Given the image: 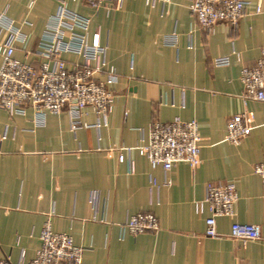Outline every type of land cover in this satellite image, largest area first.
<instances>
[{
    "label": "crops",
    "instance_id": "0c3cea01",
    "mask_svg": "<svg viewBox=\"0 0 264 264\" xmlns=\"http://www.w3.org/2000/svg\"><path fill=\"white\" fill-rule=\"evenodd\" d=\"M243 1L237 28L220 23L210 34L196 26L189 0H111L97 9L67 0L89 19L88 39L98 34L103 60L115 70L112 106L105 117L87 110L77 129L65 111L41 124L31 108L0 111V261H31L47 222L82 248L83 264H264V188L253 172L264 164V103L244 101L240 82L241 69L264 49V0ZM61 12L56 0H0V14L26 37L13 58L37 67L32 52ZM7 38L0 32V43ZM219 58L228 64L215 66ZM246 112L249 133L232 145L227 120ZM174 118L197 123L194 172L184 163L152 168L139 152L153 121ZM210 183L232 184L238 197L234 216L216 219L222 238L204 235L209 211L196 209ZM137 213L154 215L158 231H123ZM233 223L258 226L261 238L226 237Z\"/></svg>",
    "mask_w": 264,
    "mask_h": 264
},
{
    "label": "built area",
    "instance_id": "2783aa9c",
    "mask_svg": "<svg viewBox=\"0 0 264 264\" xmlns=\"http://www.w3.org/2000/svg\"><path fill=\"white\" fill-rule=\"evenodd\" d=\"M62 6L59 17L51 18L38 39L32 52L40 59L37 67L13 58L15 43H23L26 37L13 21L0 14V32L8 34L0 43V111L22 114L24 108H31L38 123L44 121L46 114L57 115L65 111L71 120V128L84 126L82 116L87 110L99 117H105L112 106L111 86L116 82L114 68L106 66L105 48L99 43L98 34L88 39L89 19L67 8V0H56ZM84 5L97 9L105 1L80 0ZM156 0H146L153 5ZM243 0H189L188 10L196 26L213 33L220 23L228 24L235 30L244 17ZM256 8L255 13H261ZM67 54L82 59V64H66L62 55ZM227 58L214 60L215 66H226ZM104 78L98 75L103 72ZM241 98L244 101L264 103V49L252 66L240 71ZM252 117L242 113L230 117L226 123V140L239 145L249 133ZM197 123L178 118L162 123L153 121L148 144L140 148L152 168L160 167L169 171L178 163L189 166L192 172L201 163ZM264 188V164L253 167ZM238 197L232 184L210 183L205 200L196 206L203 213L204 205L209 211L205 219V236L222 238L216 230L217 218H232ZM132 236L146 232H157V218L149 213H137L122 226ZM236 240H259L258 226L233 223L226 236ZM40 246L29 262L20 260L15 264H83L82 248L74 245L67 234L54 233L46 222L39 235ZM0 264H12L0 261Z\"/></svg>",
    "mask_w": 264,
    "mask_h": 264
}]
</instances>
